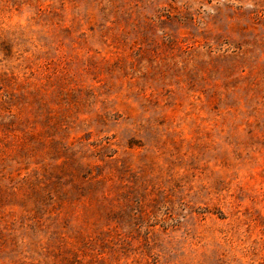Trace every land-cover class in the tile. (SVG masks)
Segmentation results:
<instances>
[{
    "label": "rangeland",
    "instance_id": "374dc122",
    "mask_svg": "<svg viewBox=\"0 0 264 264\" xmlns=\"http://www.w3.org/2000/svg\"><path fill=\"white\" fill-rule=\"evenodd\" d=\"M0 264H264V0H0Z\"/></svg>",
    "mask_w": 264,
    "mask_h": 264
}]
</instances>
